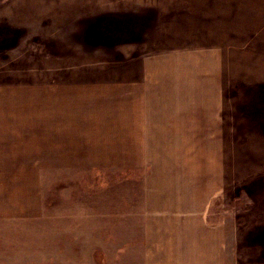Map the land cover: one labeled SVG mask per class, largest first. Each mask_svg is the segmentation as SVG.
<instances>
[{
  "label": "rangeland",
  "instance_id": "374dc122",
  "mask_svg": "<svg viewBox=\"0 0 264 264\" xmlns=\"http://www.w3.org/2000/svg\"><path fill=\"white\" fill-rule=\"evenodd\" d=\"M193 47L223 56L226 264H264V0H0V117L19 104L9 87L69 81L73 69L118 81L140 59ZM133 176L16 173L28 217L0 220V264H139Z\"/></svg>",
  "mask_w": 264,
  "mask_h": 264
},
{
  "label": "crops",
  "instance_id": "0c3cea01",
  "mask_svg": "<svg viewBox=\"0 0 264 264\" xmlns=\"http://www.w3.org/2000/svg\"><path fill=\"white\" fill-rule=\"evenodd\" d=\"M180 53L140 59L118 81L73 69L60 76L78 80L9 87L19 104L0 117V220L28 217L16 173L132 171L139 264H226L222 51Z\"/></svg>",
  "mask_w": 264,
  "mask_h": 264
}]
</instances>
